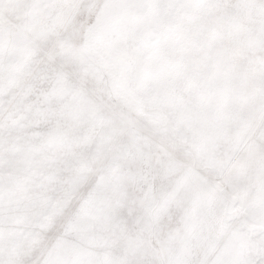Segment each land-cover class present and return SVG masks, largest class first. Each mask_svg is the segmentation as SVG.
I'll return each instance as SVG.
<instances>
[{"label":"snow or ice","instance_id":"1","mask_svg":"<svg viewBox=\"0 0 264 264\" xmlns=\"http://www.w3.org/2000/svg\"><path fill=\"white\" fill-rule=\"evenodd\" d=\"M0 264H264V0H0Z\"/></svg>","mask_w":264,"mask_h":264}]
</instances>
